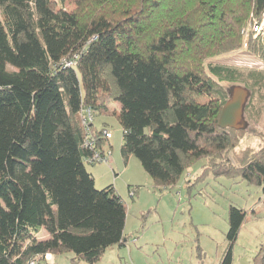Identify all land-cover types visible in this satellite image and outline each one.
I'll return each mask as SVG.
<instances>
[{
  "label": "trees",
  "instance_id": "1",
  "mask_svg": "<svg viewBox=\"0 0 264 264\" xmlns=\"http://www.w3.org/2000/svg\"><path fill=\"white\" fill-rule=\"evenodd\" d=\"M263 10L264 0H0V264L68 251L94 263L124 245L125 204L112 184L97 189L84 165L110 152L96 113L116 117L122 157L134 155L159 187L209 158L214 176L264 188V141L239 167L211 159L247 127L218 126L228 99L218 82L239 84L245 71L259 84L263 71L203 66L222 48L240 49L245 19ZM224 29L235 30L227 47ZM239 53L264 62L253 38ZM245 214L229 206L231 241ZM253 264H264V243Z\"/></svg>",
  "mask_w": 264,
  "mask_h": 264
},
{
  "label": "rangeland",
  "instance_id": "2",
  "mask_svg": "<svg viewBox=\"0 0 264 264\" xmlns=\"http://www.w3.org/2000/svg\"><path fill=\"white\" fill-rule=\"evenodd\" d=\"M72 5L64 3L65 7ZM263 19L264 10L259 20L249 13L240 31L250 29L252 24ZM223 31L226 39L222 46L227 47V43L235 41V30H230L229 35V30ZM258 32H250L249 37L264 48V34L261 30ZM239 51L222 48L218 54L204 57L205 71L208 73L209 63L245 69L249 67H243L239 62L253 61L258 63L251 68L262 70L264 75V62L260 58L245 56ZM218 85L226 91L236 85H247L251 92L244 113L248 123L245 131L236 134L237 144L231 150L211 158L215 162L228 158L239 167L243 162L239 159L258 150L264 141V78L257 84L244 71L239 84L220 80ZM111 107L118 110L119 104L112 102ZM93 121L97 128L105 125L110 130L111 137L106 145L110 152L108 161L90 163L84 160V165L93 174L97 189L112 184L121 196L126 207L125 242L108 247L94 263L79 260L68 251L50 254L52 264H222L228 251L230 264H253L260 244L264 243L263 185L248 183L240 176H214L204 168L207 159L210 162L209 158H200L181 174L175 185L159 187L134 155L127 160L122 157V129L116 117L96 113ZM231 205L246 213L232 241L227 237ZM43 261H46L45 256Z\"/></svg>",
  "mask_w": 264,
  "mask_h": 264
},
{
  "label": "water",
  "instance_id": "3",
  "mask_svg": "<svg viewBox=\"0 0 264 264\" xmlns=\"http://www.w3.org/2000/svg\"><path fill=\"white\" fill-rule=\"evenodd\" d=\"M227 92L228 99L220 110L218 126L221 128L242 129L246 126L244 109L251 92L248 88L241 85H236Z\"/></svg>",
  "mask_w": 264,
  "mask_h": 264
},
{
  "label": "built area",
  "instance_id": "4",
  "mask_svg": "<svg viewBox=\"0 0 264 264\" xmlns=\"http://www.w3.org/2000/svg\"><path fill=\"white\" fill-rule=\"evenodd\" d=\"M249 28H247V29H244V30H242V35L244 36V40L242 41V46H241V51H243V50H246V48H247V41L249 40V34H250V32H252L253 34L255 33V32H257V31H259L260 32V30L262 31L261 33H263L264 34V19L263 20H261L260 22H255L254 24H252V27H250V29L248 30ZM258 32V33H259ZM258 33H256V34H258ZM257 63L258 62H253V61H251L250 63H247L246 61H240L239 62V64L241 65V66H248V67H252V66H255V65H257ZM104 134H105V136L107 137V138H109V137H111V134L109 133V131H104ZM88 144L90 145V146H92V142L90 141V142H88ZM109 154V153H108ZM89 160H91V161H101V162H103V161H107V158H104V157H100V156H98L97 154H94L92 157H90L89 158ZM49 256H50V254H45V257H46V261H41V260H39L38 258H33V259H31L29 262H28V264H52V258H49Z\"/></svg>",
  "mask_w": 264,
  "mask_h": 264
}]
</instances>
